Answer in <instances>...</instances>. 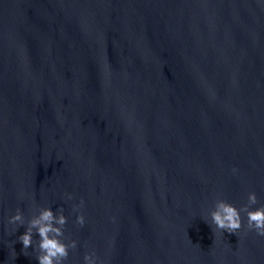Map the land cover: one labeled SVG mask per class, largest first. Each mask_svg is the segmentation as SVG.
Returning a JSON list of instances; mask_svg holds the SVG:
<instances>
[{"label": "water", "instance_id": "95a60500", "mask_svg": "<svg viewBox=\"0 0 264 264\" xmlns=\"http://www.w3.org/2000/svg\"><path fill=\"white\" fill-rule=\"evenodd\" d=\"M251 191L264 0H0V264H38V233L27 255L18 237L43 207L77 241L65 264H264L245 213L210 225Z\"/></svg>", "mask_w": 264, "mask_h": 264}, {"label": "clouds", "instance_id": "9594fccd", "mask_svg": "<svg viewBox=\"0 0 264 264\" xmlns=\"http://www.w3.org/2000/svg\"><path fill=\"white\" fill-rule=\"evenodd\" d=\"M236 171V169H233ZM68 199H72L71 194ZM259 203V197L255 191L248 193L247 203L241 208H238L233 203L226 199H217L215 208L211 211V224L216 230L224 233H237L243 226V218L241 213L247 216V230L255 231L257 235L264 236V204L259 207H252ZM83 206V201L79 205H74L73 210H77ZM57 212L59 214H57ZM67 216L61 207L55 212L52 207H43L39 209L37 215H33L27 221V230L24 234L18 237L23 244V252L27 255V250L33 245V235L38 233L39 240L35 245V250L38 252L36 258L38 264H65L70 255V249H76L77 241L65 242L62 237L65 235L64 226L67 224ZM86 222L85 215L81 212L76 223L83 226ZM207 222V221H206ZM8 223L17 226L25 225V216L20 209H17L14 215L9 217ZM85 264H97L98 257L95 252L86 253L84 256ZM100 264H104L103 261Z\"/></svg>", "mask_w": 264, "mask_h": 264}]
</instances>
